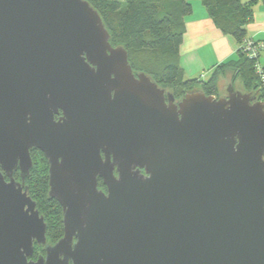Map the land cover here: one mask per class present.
<instances>
[{
  "label": "water",
  "instance_id": "1",
  "mask_svg": "<svg viewBox=\"0 0 264 264\" xmlns=\"http://www.w3.org/2000/svg\"><path fill=\"white\" fill-rule=\"evenodd\" d=\"M32 149L62 209L52 245ZM0 264H264V103L232 84L176 101L87 0H0Z\"/></svg>",
  "mask_w": 264,
  "mask_h": 264
},
{
  "label": "trees",
  "instance_id": "2",
  "mask_svg": "<svg viewBox=\"0 0 264 264\" xmlns=\"http://www.w3.org/2000/svg\"><path fill=\"white\" fill-rule=\"evenodd\" d=\"M87 1L99 13L111 45L127 51L133 73L148 75L161 88H169L176 99L194 89L216 97L219 78L228 75L229 84L234 86L235 79H239L256 100L264 103V80L257 66L264 69L258 59L243 51L248 39L246 27L252 20L256 0H200L214 25L238 46L237 59L219 64L206 81L184 79L179 65L185 18L192 11L190 0ZM30 156L32 166L24 184L46 224V243L53 244L63 236L62 209L55 199L48 197V164L44 154L32 149ZM98 186H103L101 180ZM34 249L43 252L41 245Z\"/></svg>",
  "mask_w": 264,
  "mask_h": 264
},
{
  "label": "crops",
  "instance_id": "3",
  "mask_svg": "<svg viewBox=\"0 0 264 264\" xmlns=\"http://www.w3.org/2000/svg\"><path fill=\"white\" fill-rule=\"evenodd\" d=\"M189 3L192 11L185 18V32L179 47V65L184 79L206 81L219 64L237 59L238 46L214 25L200 0H190ZM258 7L255 9L253 6V17L246 27V36L264 43V10ZM258 62L264 69V49Z\"/></svg>",
  "mask_w": 264,
  "mask_h": 264
},
{
  "label": "rangeland",
  "instance_id": "4",
  "mask_svg": "<svg viewBox=\"0 0 264 264\" xmlns=\"http://www.w3.org/2000/svg\"><path fill=\"white\" fill-rule=\"evenodd\" d=\"M242 1H249V0H242ZM255 5V9L256 7L258 6H261L262 9L264 10V0H256V3L254 4ZM259 8V7H258ZM220 83H219V88H218V95H216V97H223L226 95L227 93V86L229 85V79H228V75L227 76H221L220 77ZM234 83V86H235V89L238 90V91H241V92H250L249 90L250 89H245V87L243 86L242 82L239 80V79H235V81L233 82ZM167 91H170L171 90L169 88H166ZM16 178V180H19V175H18V172H16L14 174V176ZM99 189L105 191V187L103 186H98ZM34 255H33V258H37V255L38 254H42V251L41 250H37V251H34Z\"/></svg>",
  "mask_w": 264,
  "mask_h": 264
},
{
  "label": "built area",
  "instance_id": "5",
  "mask_svg": "<svg viewBox=\"0 0 264 264\" xmlns=\"http://www.w3.org/2000/svg\"><path fill=\"white\" fill-rule=\"evenodd\" d=\"M263 49H264L263 42H255L251 39H246L243 47V51L246 52V55L254 59H259L260 53ZM257 71L264 80V70H261L260 67L257 66Z\"/></svg>",
  "mask_w": 264,
  "mask_h": 264
},
{
  "label": "flooded vegetation",
  "instance_id": "6",
  "mask_svg": "<svg viewBox=\"0 0 264 264\" xmlns=\"http://www.w3.org/2000/svg\"><path fill=\"white\" fill-rule=\"evenodd\" d=\"M167 91V90H166ZM180 99V98H179ZM179 99H176L175 98V100L177 101V100H179ZM58 118V116H55V119H57ZM16 172H18L19 173V170H16L15 172H14V174L16 173ZM19 175H20V173H19ZM14 176V175H13ZM14 179L16 180V178L14 177ZM99 180H101L100 178L98 179V181ZM16 181H19V180H16ZM47 244V243H46ZM50 245V244H49ZM52 245V244H51ZM35 246H40V245H37V244H34V248H35ZM42 250H43V252H42V254L40 253V254H38L37 255V258L39 257V256H43L44 257V255H45V251H44V246H42ZM34 251H35V249H34ZM33 255H34V252H33ZM33 255H32V257H31V259L32 260H36L37 258H33Z\"/></svg>",
  "mask_w": 264,
  "mask_h": 264
}]
</instances>
